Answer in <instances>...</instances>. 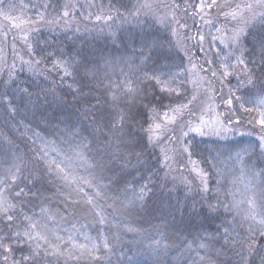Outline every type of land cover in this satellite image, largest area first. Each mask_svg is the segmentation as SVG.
Wrapping results in <instances>:
<instances>
[{
    "label": "trees",
    "instance_id": "16d2710c",
    "mask_svg": "<svg viewBox=\"0 0 264 264\" xmlns=\"http://www.w3.org/2000/svg\"><path fill=\"white\" fill-rule=\"evenodd\" d=\"M219 2H0L20 25L0 45V264H261L264 12L229 60L207 22ZM192 59L226 81L244 130L170 151L175 131L156 129L192 104Z\"/></svg>",
    "mask_w": 264,
    "mask_h": 264
},
{
    "label": "rangeland",
    "instance_id": "374dc122",
    "mask_svg": "<svg viewBox=\"0 0 264 264\" xmlns=\"http://www.w3.org/2000/svg\"><path fill=\"white\" fill-rule=\"evenodd\" d=\"M0 2H2V0H0ZM154 4V2L150 1V3L147 4V7L153 8L155 6ZM217 6L218 9L213 14L211 13L212 15L207 22H218L219 31L221 32L219 35L221 38V45L223 46V50L226 51L227 59H236V61H238L237 56H239V54L237 53L241 36L244 34V31H247L246 27L257 20L259 15L264 12V0H258L252 2L251 4L239 3L237 0H221ZM158 17L161 19L168 18L162 14ZM230 20L233 21H231L230 24L227 23ZM177 23L178 22H176V26ZM225 23L229 27H224L223 29ZM19 26L20 25L16 23L14 24V22H5L0 14V45L2 43H6V41H8V37L10 38L13 35L17 37L19 33ZM205 32L206 31L204 30V33ZM22 36H25L24 33H22ZM191 40L192 38H189L188 41ZM184 46L186 49L185 44ZM195 61V59H192L191 62L192 72H194L195 87H197L192 104H190V106L186 109L176 110L171 117L166 119V121L162 125L160 124V126L156 129L157 137H159V139L162 137L165 140V138L167 139L168 137H171L169 134L172 133V131H175L176 139L179 137L178 141H176V139H172L171 137L172 145L170 151L173 150L174 147L176 149H179L180 147L181 149H185L183 146V137H186L189 133L223 138L230 131L244 130L243 125L240 126V121L237 119V115H235L234 108H237L235 107L236 103L228 93L226 81L216 76L214 82L210 75H206L202 72L198 63ZM237 72L239 78L242 79L243 75H241V70ZM241 81L243 83V80ZM228 101H231V104H229ZM260 106H258V108H260ZM227 119L229 120L226 121ZM231 121H236V124ZM168 157L170 159V163H172V169L173 167L176 169L180 160V155L172 156V153H170ZM190 168H192L195 173H199L196 171V168L192 163L190 164ZM184 169H186V167Z\"/></svg>",
    "mask_w": 264,
    "mask_h": 264
},
{
    "label": "snow or ice",
    "instance_id": "6c2138e0",
    "mask_svg": "<svg viewBox=\"0 0 264 264\" xmlns=\"http://www.w3.org/2000/svg\"><path fill=\"white\" fill-rule=\"evenodd\" d=\"M215 0H211V4H214ZM211 4L209 5V7H211ZM260 47L262 50H264V40H262L260 42ZM262 59H264V57H262ZM67 74V73H66ZM229 104H231V101H228ZM261 124L264 125V120H261ZM33 143H35V141H33ZM46 154V149H41V148H35L33 149V155L36 156H44ZM56 170H58L60 173H63L64 170L59 168L58 165L54 166ZM65 179H67L66 175H65ZM74 182V181H73ZM18 195H23V189L20 190V192H18ZM89 203H91V201H89ZM9 220H12L13 217L12 216H8ZM33 227H36V225H33ZM261 235H264V231H262L260 233ZM27 235H30V233H28ZM9 239H12L11 234H9L8 236ZM16 238L19 240L20 239V233H16ZM43 239H46V237H41ZM3 246V240L0 239V247ZM5 251H11L10 249H5ZM32 258V254L29 253V256L27 257H22V259L20 261H13V264H25V261L29 260ZM4 264H8V256H4ZM48 264H51V261L48 262ZM261 264H264V257L261 258Z\"/></svg>",
    "mask_w": 264,
    "mask_h": 264
}]
</instances>
